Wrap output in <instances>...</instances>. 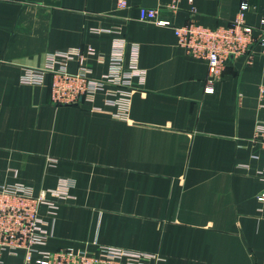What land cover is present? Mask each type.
I'll use <instances>...</instances> for the list:
<instances>
[{
	"label": "crops",
	"instance_id": "1",
	"mask_svg": "<svg viewBox=\"0 0 264 264\" xmlns=\"http://www.w3.org/2000/svg\"><path fill=\"white\" fill-rule=\"evenodd\" d=\"M127 1L119 9L117 0H0V185L40 194L72 183L46 250H94L97 241L158 255L144 264H264V145L255 138L264 56L231 61L209 93L207 61L188 55L174 31L192 18L228 25L244 0ZM246 1L247 22L264 28V0ZM140 8L159 9L170 25L141 20ZM120 41L125 65L135 57L141 71L120 104L100 91L57 105L52 73L22 80L55 53L89 47L98 54L86 68L102 79ZM60 60L80 71L77 59ZM40 213L53 222L46 205Z\"/></svg>",
	"mask_w": 264,
	"mask_h": 264
},
{
	"label": "built area",
	"instance_id": "2",
	"mask_svg": "<svg viewBox=\"0 0 264 264\" xmlns=\"http://www.w3.org/2000/svg\"><path fill=\"white\" fill-rule=\"evenodd\" d=\"M117 4L119 9L129 7L127 0H117ZM169 8L172 11L178 9L176 5ZM251 9L250 3L244 0L235 19L228 25L212 28L192 18L187 24L174 27L179 46L188 55L207 61V92L214 91V84L222 79L231 61L241 58L249 66L258 53L264 56V28L254 27L246 19ZM139 12L143 21H152L160 26L170 25L169 21L159 19V9L140 8ZM262 22L264 24V20ZM125 48L124 42L116 43L111 70L102 79L92 78L86 68L88 56L98 54L89 47L86 53L79 49L55 53L51 55L48 67L30 70L22 80L30 84L43 83L45 75L52 73V99L57 105L93 100L100 91L107 93L110 105H117L131 95L132 78L141 75L135 57L129 67L125 65ZM60 59H77L80 71L69 73ZM255 138L264 145V121L257 125ZM72 186L68 180L62 179L55 189L35 194L33 189L19 182L0 185V264H4V255L17 257L20 253L24 255L23 264H144L145 259H159L158 255L100 245L97 241L93 243L94 250L44 249L54 236V216L60 203L73 199ZM258 200L264 203V189L259 193ZM43 205L50 209L52 223L41 215Z\"/></svg>",
	"mask_w": 264,
	"mask_h": 264
}]
</instances>
